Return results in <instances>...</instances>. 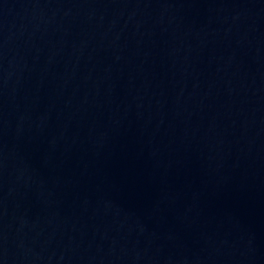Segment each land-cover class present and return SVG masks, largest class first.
Wrapping results in <instances>:
<instances>
[{
    "label": "water",
    "instance_id": "1",
    "mask_svg": "<svg viewBox=\"0 0 264 264\" xmlns=\"http://www.w3.org/2000/svg\"><path fill=\"white\" fill-rule=\"evenodd\" d=\"M0 264H264V0H0Z\"/></svg>",
    "mask_w": 264,
    "mask_h": 264
}]
</instances>
